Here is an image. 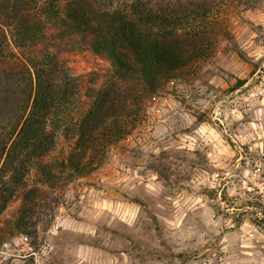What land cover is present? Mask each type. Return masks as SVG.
<instances>
[{
	"label": "rangeland",
	"instance_id": "374dc122",
	"mask_svg": "<svg viewBox=\"0 0 264 264\" xmlns=\"http://www.w3.org/2000/svg\"><path fill=\"white\" fill-rule=\"evenodd\" d=\"M251 1L224 13L209 56L130 101L138 113L90 172L25 176L0 212V264H264V0ZM61 59L83 92L109 69L88 49Z\"/></svg>",
	"mask_w": 264,
	"mask_h": 264
},
{
	"label": "trees",
	"instance_id": "16d2710c",
	"mask_svg": "<svg viewBox=\"0 0 264 264\" xmlns=\"http://www.w3.org/2000/svg\"><path fill=\"white\" fill-rule=\"evenodd\" d=\"M235 5L252 1L0 0V212L31 170L54 186L100 164L127 132L123 117L138 113L130 101L209 56ZM84 49L109 63L90 92L61 59ZM59 135L71 145L49 161ZM38 191L22 190L21 218L32 213Z\"/></svg>",
	"mask_w": 264,
	"mask_h": 264
}]
</instances>
